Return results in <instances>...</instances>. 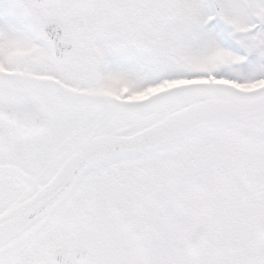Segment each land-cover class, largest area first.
<instances>
[{
  "label": "snow or ice",
  "instance_id": "obj_1",
  "mask_svg": "<svg viewBox=\"0 0 264 264\" xmlns=\"http://www.w3.org/2000/svg\"><path fill=\"white\" fill-rule=\"evenodd\" d=\"M0 264H264V0H0Z\"/></svg>",
  "mask_w": 264,
  "mask_h": 264
}]
</instances>
